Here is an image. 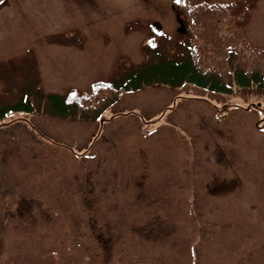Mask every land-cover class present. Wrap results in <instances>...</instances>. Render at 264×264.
<instances>
[{"label":"rangeland","instance_id":"rangeland-1","mask_svg":"<svg viewBox=\"0 0 264 264\" xmlns=\"http://www.w3.org/2000/svg\"><path fill=\"white\" fill-rule=\"evenodd\" d=\"M188 3L225 6L264 50V0H0V264H264V89L49 112L46 94L188 56ZM27 88L34 111L3 114Z\"/></svg>","mask_w":264,"mask_h":264},{"label":"trees","instance_id":"trees-1","mask_svg":"<svg viewBox=\"0 0 264 264\" xmlns=\"http://www.w3.org/2000/svg\"><path fill=\"white\" fill-rule=\"evenodd\" d=\"M179 6L184 8L180 9L185 16H190L191 29L187 33L194 41L188 44V56L159 59L135 67L122 79L96 85L89 94L76 91L66 96L48 94L46 101L51 112L65 118L77 116L90 120L93 116L100 117L123 93L160 85L176 88L188 83L215 93L230 94L233 78L235 84L243 88H264V50L247 42L242 30L232 25L225 6L209 3ZM95 99L99 101L98 114L93 111L97 105ZM22 109L32 110L27 99L4 108L2 113Z\"/></svg>","mask_w":264,"mask_h":264},{"label":"water","instance_id":"water-1","mask_svg":"<svg viewBox=\"0 0 264 264\" xmlns=\"http://www.w3.org/2000/svg\"><path fill=\"white\" fill-rule=\"evenodd\" d=\"M178 22L181 25V27L179 28V32L185 33L186 29L184 28L183 21L181 19H179Z\"/></svg>","mask_w":264,"mask_h":264}]
</instances>
